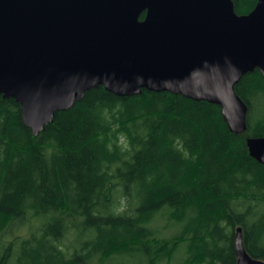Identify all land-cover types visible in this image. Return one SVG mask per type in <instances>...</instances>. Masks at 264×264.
I'll return each instance as SVG.
<instances>
[{
    "label": "trees",
    "instance_id": "trees-1",
    "mask_svg": "<svg viewBox=\"0 0 264 264\" xmlns=\"http://www.w3.org/2000/svg\"><path fill=\"white\" fill-rule=\"evenodd\" d=\"M231 1L246 16L259 0ZM235 92L242 134L217 105L99 86L35 135L0 95V264H238L239 227L264 261V165L248 149L264 138L260 70Z\"/></svg>",
    "mask_w": 264,
    "mask_h": 264
},
{
    "label": "water",
    "instance_id": "water-1",
    "mask_svg": "<svg viewBox=\"0 0 264 264\" xmlns=\"http://www.w3.org/2000/svg\"><path fill=\"white\" fill-rule=\"evenodd\" d=\"M256 69L264 77V0L246 16L231 0H0V95L35 135L99 86L217 105L242 134L248 108L235 86ZM248 149L264 165V138ZM235 250L238 264H264L240 227Z\"/></svg>",
    "mask_w": 264,
    "mask_h": 264
},
{
    "label": "rangeland",
    "instance_id": "rangeland-1",
    "mask_svg": "<svg viewBox=\"0 0 264 264\" xmlns=\"http://www.w3.org/2000/svg\"><path fill=\"white\" fill-rule=\"evenodd\" d=\"M124 201V199L122 200V202ZM137 203H138V201L136 200H134L133 201V204L135 205H137ZM42 224H43V221L42 220H37V221H33V228H29V226H26V227H24L22 230H19V231H17V232H15L16 233V235H25V234H28L29 233V229L31 230V229H36V228H39L40 226H42ZM156 226H161L160 224H158V223H156L155 224ZM167 235H169V233H167ZM182 256V255H181ZM181 256L178 258V259H180L181 258ZM125 262H127V264H135L132 260H130V259H125ZM180 263V261L178 260V262L176 263V264H179Z\"/></svg>",
    "mask_w": 264,
    "mask_h": 264
}]
</instances>
